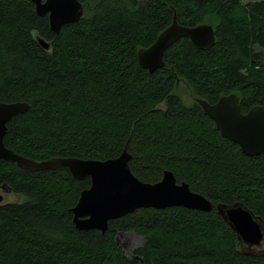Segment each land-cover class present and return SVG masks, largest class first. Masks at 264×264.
Segmentation results:
<instances>
[{
  "label": "trees",
  "instance_id": "1",
  "mask_svg": "<svg viewBox=\"0 0 264 264\" xmlns=\"http://www.w3.org/2000/svg\"><path fill=\"white\" fill-rule=\"evenodd\" d=\"M79 1V21L54 33L31 0H0V102L29 105L7 123L5 146L38 160L109 159L126 148L138 179L154 183L169 170L213 207L138 208L104 232L82 230L70 208L89 177L0 159V188L21 197L0 201V264H264V250L248 252L216 209L239 202L264 223V153L244 154L195 101L236 93L244 113L264 104V0ZM174 14L181 25H212L215 42L197 48L180 37L149 72L137 51ZM127 231L143 239L133 257L116 240Z\"/></svg>",
  "mask_w": 264,
  "mask_h": 264
},
{
  "label": "water",
  "instance_id": "2",
  "mask_svg": "<svg viewBox=\"0 0 264 264\" xmlns=\"http://www.w3.org/2000/svg\"><path fill=\"white\" fill-rule=\"evenodd\" d=\"M31 2L38 15H48L49 27L54 33H58L64 24L79 21L83 15L84 7L79 0ZM183 36L189 38L197 48H207L215 42L211 25L202 23L184 26L177 22L174 14L172 23L158 34L152 44L138 49L139 64L149 72L162 67L166 48ZM38 42L42 47L49 48V43L44 39L38 38ZM195 101L213 120L221 135L239 145L244 154L254 156L264 153V104L253 106L244 113L235 93L222 96L212 104L202 98H195ZM28 108V103L23 101L0 102V159L31 172L66 167L78 180L89 177L90 186L81 190L75 205L70 208L72 220L78 229L104 232L109 220L138 208L183 206L205 212L212 209L213 203L209 199L191 190L186 182L178 183L169 170H164L161 179L154 183L138 179L130 170L131 155L126 148L117 157L109 159L52 156L38 160L6 147L3 139L7 123L14 115ZM2 189L7 190L5 185ZM216 209L246 250L250 253L258 251L257 248L264 243V223L261 218L239 202L218 203ZM135 258L138 259V256Z\"/></svg>",
  "mask_w": 264,
  "mask_h": 264
},
{
  "label": "rangeland",
  "instance_id": "3",
  "mask_svg": "<svg viewBox=\"0 0 264 264\" xmlns=\"http://www.w3.org/2000/svg\"><path fill=\"white\" fill-rule=\"evenodd\" d=\"M244 1L248 2V1H254V0H244ZM261 55L264 57V53H262ZM178 93L181 95V97L187 104L193 103L194 97L192 94L190 95L189 90L186 86H180L178 88ZM0 198H1L2 203L15 202V201L21 200V197L19 195L12 194L11 191H7L4 189H0ZM117 239L124 253L128 257H133V250L137 248L138 246H140L143 241L142 237L134 231L122 232L121 234L117 235ZM261 246L262 247L260 250H264V246L263 245Z\"/></svg>",
  "mask_w": 264,
  "mask_h": 264
},
{
  "label": "flooded vegetation",
  "instance_id": "4",
  "mask_svg": "<svg viewBox=\"0 0 264 264\" xmlns=\"http://www.w3.org/2000/svg\"><path fill=\"white\" fill-rule=\"evenodd\" d=\"M254 1H256V0H254ZM251 2H253V1H251ZM202 24V23H201ZM207 24V23H206ZM208 25H210V24H208ZM184 26H186V25H184ZM212 26V25H211ZM213 27V26H212ZM212 46V45H211ZM208 48V47H207ZM261 51H262V53H264V49H262L261 48ZM261 63H264V57L262 56V59H261ZM230 94H232V93H230ZM236 94V93H235ZM237 95V94H236ZM223 96H225V95H223ZM238 97H239V95H237ZM222 97V96H221ZM220 98V97H219ZM218 98V99H219ZM208 102V101H207ZM216 101H214L213 103H215ZM239 102H240V97H239ZM210 104H212V103H210ZM2 188V187H1ZM0 188V189H1ZM6 188H7V190H8V187L6 186ZM11 193L12 194H14V192L11 190ZM263 245H264V243H263Z\"/></svg>",
  "mask_w": 264,
  "mask_h": 264
}]
</instances>
